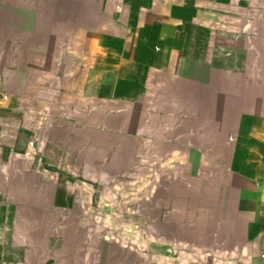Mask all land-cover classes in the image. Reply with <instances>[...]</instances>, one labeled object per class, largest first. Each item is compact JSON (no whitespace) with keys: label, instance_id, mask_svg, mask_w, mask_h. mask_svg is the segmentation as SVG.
I'll list each match as a JSON object with an SVG mask.
<instances>
[{"label":"crops","instance_id":"1","mask_svg":"<svg viewBox=\"0 0 264 264\" xmlns=\"http://www.w3.org/2000/svg\"><path fill=\"white\" fill-rule=\"evenodd\" d=\"M261 41L264 0H0V264L91 263L117 177L172 264H263Z\"/></svg>","mask_w":264,"mask_h":264},{"label":"rangeland","instance_id":"2","mask_svg":"<svg viewBox=\"0 0 264 264\" xmlns=\"http://www.w3.org/2000/svg\"><path fill=\"white\" fill-rule=\"evenodd\" d=\"M261 46H264L262 41ZM78 180L88 201L83 210L89 211L78 221L69 219L68 225L79 232L71 235L69 243L83 245L85 261L91 262L87 264H172V256L165 248L160 250L159 244L170 245L178 235L157 234L155 226H150L155 223L154 217H149L147 222L138 217L139 183L129 186L120 177L110 184ZM92 225L99 227L98 234L90 233ZM76 252L70 251L68 260L78 257Z\"/></svg>","mask_w":264,"mask_h":264},{"label":"built area","instance_id":"3","mask_svg":"<svg viewBox=\"0 0 264 264\" xmlns=\"http://www.w3.org/2000/svg\"><path fill=\"white\" fill-rule=\"evenodd\" d=\"M261 260L263 261V264H264V252L261 254Z\"/></svg>","mask_w":264,"mask_h":264}]
</instances>
